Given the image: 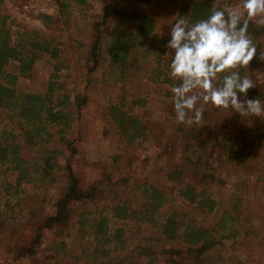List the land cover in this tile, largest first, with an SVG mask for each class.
I'll list each match as a JSON object with an SVG mask.
<instances>
[{
  "label": "trees",
  "instance_id": "1",
  "mask_svg": "<svg viewBox=\"0 0 264 264\" xmlns=\"http://www.w3.org/2000/svg\"><path fill=\"white\" fill-rule=\"evenodd\" d=\"M56 1L60 4V18L42 16L47 26L71 13V0ZM133 1L142 5L151 3V0ZM4 2L0 0V124L6 123L7 126L0 135V188L11 195L23 193L25 184L48 191L58 165L59 152L54 148L56 137L70 151L62 168V176L67 181L65 190L50 204L47 214L39 210L26 220L28 233L20 236L17 247L7 244L11 252H16V264L26 257L31 259L30 264H217L212 259L213 252L224 247V242L237 240L241 233L237 228L239 225L253 227L260 217L258 212L245 214L241 209L244 199L238 197L234 199L232 209L226 210L214 227L209 228L178 212L173 205L175 195L196 205L202 212L213 214L218 205L214 189L224 187L226 181L217 175L212 162L220 161L221 166L224 157L229 164L250 168L246 163L258 151L264 150V115L255 117L234 113L223 116L216 125L198 124V129L191 133L188 147L193 145L200 152L193 165L201 168L188 170L176 165L167 174L171 183L167 189L151 182H133L132 191L140 205L119 199L113 206V214L108 215L102 205L117 185L113 174L100 161L91 162L78 157V150L68 137L73 124L88 105L89 95L77 87L72 92L69 90L67 76L61 72L65 65L59 61L62 43L55 44L54 38L37 30L13 31L15 21L3 10ZM74 2L84 4L86 0ZM213 3L212 0H184L169 26L179 18L187 19L190 24L206 19ZM163 17L159 12L130 11L106 2L101 21L92 26L90 42L75 41L84 56L86 87L94 83L93 75L108 60L113 68L119 69V80L124 81L137 71L150 84L160 86L164 97L170 99L168 113L176 116L169 86H178L180 82L169 77L173 51L167 48V44L171 29L160 30ZM248 34L257 45V55L248 68L239 71L241 76L247 75L255 82L247 93L248 97L257 98L262 103L264 72L260 76L255 72L263 67V61L258 57L264 51L261 42L264 27L258 28L250 23ZM45 54L55 64L45 92H20L17 89L19 76L8 73L7 67L17 63L20 74L29 76L40 56ZM130 105L126 107L125 102H120L109 108L114 123L128 143L144 138L152 131L150 124L133 113L135 108H145L147 101L136 98ZM209 108L206 106L202 120L208 119ZM252 122L260 123L261 129L255 130ZM176 143V140H170L160 155H171ZM11 173L17 174L14 182L8 180ZM130 181V177L122 179L124 183ZM249 182L264 187V175L245 181ZM244 198H247L246 193ZM77 205L81 206L80 210H76ZM113 221L117 222V227L112 225ZM132 224L157 229L163 236L164 247L158 250L138 246L133 254L116 256L118 251L126 250V232ZM46 231H55L56 236L76 231L81 254H72L67 243L58 239L45 248L46 254L39 256ZM170 242L182 243L188 248L186 251L177 250L168 246ZM162 254L166 258H161Z\"/></svg>",
  "mask_w": 264,
  "mask_h": 264
},
{
  "label": "rangeland",
  "instance_id": "2",
  "mask_svg": "<svg viewBox=\"0 0 264 264\" xmlns=\"http://www.w3.org/2000/svg\"><path fill=\"white\" fill-rule=\"evenodd\" d=\"M28 0H5L2 4L3 10L12 16L13 31L37 30L46 37L55 39V44L62 43L61 62L65 67L62 74L67 76L68 88L72 92L74 87L85 90L89 95V103L84 108L79 118L73 124L68 133L69 141L78 150V157L86 158L94 162L100 161L109 167L113 174V179L117 185L109 194L108 199L103 203L102 208L106 214H113V206L119 199L129 201L137 206L139 200L133 193V182H151L161 188L167 189L171 183L167 179V174L176 165L188 170H198L201 166L193 165L200 155V152L191 145L189 141L191 133L198 129V124H182L177 122L176 116L168 113L170 99L164 97L160 86L152 85L146 77L137 71H133L124 81L119 80L120 71L113 68L108 60L103 62L102 67L94 75V83L86 87L84 74V56L75 44V41L89 43L92 35V26L102 19L103 7L106 2H110L130 11H144L147 13H161L164 17L161 23V31L170 30L169 26L176 18V10L184 0H151L150 4H137L133 0H86L84 4H77L71 0V13L61 18L56 24L47 26L42 18H38L26 9ZM214 2V0H212ZM58 3V1H56ZM239 0H217L216 5L225 4L235 6ZM58 12L54 18H60V4ZM165 31V32H166ZM261 42L264 44V37ZM174 55V50H172ZM54 61L48 55H41L36 63V67L29 76L20 74L18 64L11 63L7 67L8 73L19 76L17 89L24 93L42 94L47 88L50 75L54 71ZM264 72L263 67L256 70L259 76ZM142 98L147 101L145 108H135L133 112L138 117L143 118L151 125V132L144 138L128 143L125 136H122L112 116L109 108L113 104L125 102L126 107H131L133 99ZM264 104V101L262 102ZM0 111V118L2 117ZM235 112L209 108L208 119L200 123H210L216 125L225 115ZM255 130L261 129L260 123L252 122ZM7 124H0V135L6 129ZM177 143L171 155H160L170 140ZM54 148L58 150V165L54 173V181L50 184L48 191L35 189L32 184H25L24 192L18 194H6L0 188V264H16L14 254L8 248L18 245L20 236L28 233L25 230L26 220L32 218V214L42 210L47 214L50 204L65 190L66 179L62 176V168L70 154L67 147L60 143L58 137L54 142ZM212 166L216 169L218 176L226 181L222 188L214 189V197L218 202L216 210L209 215L202 212L196 205L190 204L176 196L174 207L186 216L187 219H195L199 223L213 228L226 210L232 209L235 198H243L241 209L245 214L258 212L259 218L255 225L249 227L248 224L239 225L241 231L237 240L224 242L225 246L213 252L212 259L217 264H264V187L255 186V177L264 175V150L258 151L251 161L245 166L229 164L223 157L220 161H213ZM8 180L14 182L16 173L8 174ZM130 177L129 183L122 182L123 178ZM0 179H2L0 177ZM245 193L247 198H244ZM80 210L81 206H75ZM116 221L112 222L117 227ZM232 224V223H228ZM250 231L247 232V228ZM63 240L67 243L69 252L80 255V242L77 239V232L56 236L55 231H46L44 246L40 255L46 254L45 248L54 240ZM126 250L120 253L133 254L138 246H149L160 250L164 247V239L161 233L151 226H139L132 224L126 232ZM8 244V246H7ZM168 246L177 250L186 251L187 246L178 242H170ZM15 247V248H16ZM161 258L163 254L160 256ZM63 261V260H61ZM40 262V259H39ZM19 264H30L31 259L26 257L18 261ZM45 264H50L45 262Z\"/></svg>",
  "mask_w": 264,
  "mask_h": 264
},
{
  "label": "clouds",
  "instance_id": "3",
  "mask_svg": "<svg viewBox=\"0 0 264 264\" xmlns=\"http://www.w3.org/2000/svg\"><path fill=\"white\" fill-rule=\"evenodd\" d=\"M216 2L206 19L190 24L179 18L171 26L169 77L180 83L169 87L176 120L182 124H200L206 106L240 116L264 115V104L247 95L255 82L239 71L257 55L248 27H264V0H239L222 8ZM258 59L264 61V51Z\"/></svg>",
  "mask_w": 264,
  "mask_h": 264
},
{
  "label": "built area",
  "instance_id": "4",
  "mask_svg": "<svg viewBox=\"0 0 264 264\" xmlns=\"http://www.w3.org/2000/svg\"><path fill=\"white\" fill-rule=\"evenodd\" d=\"M26 9L38 18L44 15H55L59 10L56 0H28Z\"/></svg>",
  "mask_w": 264,
  "mask_h": 264
}]
</instances>
